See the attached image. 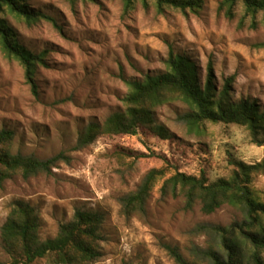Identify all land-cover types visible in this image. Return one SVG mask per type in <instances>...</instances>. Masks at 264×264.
<instances>
[{
    "label": "rangeland",
    "instance_id": "rangeland-1",
    "mask_svg": "<svg viewBox=\"0 0 264 264\" xmlns=\"http://www.w3.org/2000/svg\"><path fill=\"white\" fill-rule=\"evenodd\" d=\"M24 1L53 22L28 26L1 15L20 45L43 54L44 65L37 66L33 94L22 67L0 50V130L13 133L10 154L54 161L27 179L14 175L0 185V231L19 201L34 209L43 240L54 238L76 210H85L102 217L99 257L87 264H209L206 253L218 251L220 243L215 229L240 223L243 213L223 206L205 215L198 203L189 207L183 197L161 192V186L176 172H203L214 182L230 175L235 159L259 162L264 132L258 144L237 124L205 122L199 132L189 131L181 119L187 105L173 101L153 112L169 139L149 129L133 136H98L90 143L81 137L88 124L124 111V79L163 73L171 52L189 58L202 82L211 67L218 90L231 79V100L255 102L264 112L262 15L252 28L240 7L227 18L219 7L223 0H200L199 9L186 13L159 12L139 1L129 12L123 0ZM151 170H162L163 176L143 210L126 213L123 200ZM250 187L264 203V174L254 176ZM0 264H11L1 235Z\"/></svg>",
    "mask_w": 264,
    "mask_h": 264
},
{
    "label": "trees",
    "instance_id": "trees-1",
    "mask_svg": "<svg viewBox=\"0 0 264 264\" xmlns=\"http://www.w3.org/2000/svg\"><path fill=\"white\" fill-rule=\"evenodd\" d=\"M136 1L143 7L152 4L159 12L167 8L181 13L195 12L201 7L200 0H123L125 12L133 9ZM219 7L229 19L240 7L243 17L250 18L252 28L257 15H262L264 22V0H223ZM5 13L28 26L53 20L30 8L24 0H0V50L5 58L22 67L26 83L33 94H37L35 74L37 66L44 65L43 54L36 55L17 42L1 17ZM165 68L163 73L146 76L143 80L124 79L128 88L123 98L124 111L110 115L101 123L88 124L81 140L90 143L98 136H133L141 129H149L160 138L169 139L166 130L155 124L153 112L158 106L179 101L189 109L181 117L189 131L199 132L200 125L205 122L237 124L245 127L258 144L261 143L257 137L264 132V112L259 111L255 102L231 100V79L218 90L212 81L211 67L207 68L202 82L191 60L172 52ZM12 140L11 131L0 130V185L14 175L27 179L47 169L54 161L42 162L21 154L12 155L9 153ZM231 166L227 178L214 182H209L203 172L198 176L176 172L164 180L161 192L183 197L189 207L198 203L205 215L223 206L243 213L240 223L215 229L220 243L218 251L206 253L209 264H264V203L250 187L254 176L264 174V155L257 163L246 164L235 159ZM162 176V170H151L139 189L123 200L125 212L142 211L153 184ZM101 225L102 217L98 213L76 210L72 220L62 224L54 238L43 240L39 237V220L34 209L19 201L9 211L0 235L11 264H33L46 259L52 264H87L99 257L97 245Z\"/></svg>",
    "mask_w": 264,
    "mask_h": 264
}]
</instances>
